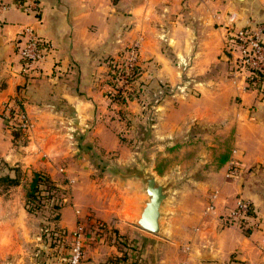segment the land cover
Segmentation results:
<instances>
[{
  "label": "crops",
  "instance_id": "1",
  "mask_svg": "<svg viewBox=\"0 0 264 264\" xmlns=\"http://www.w3.org/2000/svg\"><path fill=\"white\" fill-rule=\"evenodd\" d=\"M16 1L0 0L6 6L0 11V113L17 99L31 126L20 130L28 141L18 144L0 118V182L5 176L17 178L15 171L28 177L32 171H48L51 164L37 153L46 154L54 146L53 137H77L78 142L90 133L104 135L113 131L110 123L116 122V113L132 108L131 113L151 121L157 139H196L194 168L201 173L184 179L194 186L192 206L174 220L168 217L169 238L152 236L133 222L123 225L121 209H115L117 221L104 226L114 231L112 238L101 234L88 239L82 264H264V96L244 89L232 75L224 49L228 28L248 21L264 25V0H33L38 4L36 18L15 8ZM24 25L33 26L48 42L51 54L36 71L20 76L14 40ZM135 40L136 81L142 90L116 105L104 94L107 60ZM159 87L168 93L157 100ZM203 128L207 131L200 133ZM45 136L52 138L46 148ZM230 158L241 166L235 180L223 176ZM21 179L0 187V248L6 252L18 248L23 253L24 240L32 241ZM213 191L214 210L203 215ZM238 195L251 203L259 221L256 229L224 224ZM73 205L72 214L65 206L59 210L57 224L66 233L77 220ZM94 210L101 218L110 215ZM18 258L11 264H22Z\"/></svg>",
  "mask_w": 264,
  "mask_h": 264
},
{
  "label": "rangeland",
  "instance_id": "2",
  "mask_svg": "<svg viewBox=\"0 0 264 264\" xmlns=\"http://www.w3.org/2000/svg\"><path fill=\"white\" fill-rule=\"evenodd\" d=\"M137 78L132 83V88H135L138 93L136 97L142 90L140 83L136 81ZM154 93V98L158 100L163 98L168 90L159 87ZM155 103L153 102V104ZM127 110L114 115L117 120L110 123V127L114 124L113 131L104 135L96 136L90 133L82 136L81 139L79 137L77 142V137L64 136L61 138L56 137L55 132L49 133L50 136H55L53 137L55 142H52L54 146H51L46 154L40 152L37 153V156L42 160H47L51 167L48 171L38 170L35 172L48 178L52 185L47 181L40 184L36 197L28 202L27 206L25 191L28 180L34 171L30 173L29 177L22 176L20 171L13 173L17 178H22L23 208L29 216L27 223L31 231L27 236L32 241L24 240L21 249L23 253L19 252L18 248L9 249L7 252L0 248V256L7 254L4 259L0 258V264H11L20 256L21 258L18 259H21L22 264H64L67 233L63 232L57 223L60 217L59 210L65 206L72 214L70 209L72 204L76 208L74 209V214L77 216L75 225L78 222L84 224L87 234L86 241L91 237V239H96L101 234L110 240L114 231L111 228L107 230L104 226L108 224L112 227L117 221L115 209H121L120 215L123 217L120 218L123 219V225H126V222L135 224L139 205H135L134 200L141 198V202L146 198L142 192L145 174H151L156 182L164 187L167 194L160 207L161 231L151 235L162 238L171 236L170 225L167 224L168 217L172 216V220H174L177 213L183 208L187 209L192 206L190 189L194 186L188 181L184 183V179L199 177L201 173L198 168H194L197 147L193 140L196 139L188 135L184 138H169L164 142L153 136L152 129L149 127L151 121L148 118L139 117L138 113H131L132 108H127ZM111 111L115 113V109ZM107 112L109 114L108 110ZM154 116V114H147V117L153 120ZM27 120L28 127L23 130L31 126L30 120ZM96 122L94 126L97 124ZM45 125L50 128L54 127L53 124L46 123ZM193 130L195 129L193 128ZM87 131L91 132V129L88 128ZM206 131V128L199 129L200 133ZM11 132H14L17 137L18 144H25L28 141L19 130ZM51 139L48 136L43 138L44 148H46L45 143ZM198 139L204 140L200 137ZM76 143L79 146H76ZM192 148H194L193 151ZM137 178L139 179L137 180ZM132 179L136 184L130 183ZM6 185L8 186L1 180V189H4ZM94 208L99 212L103 209L110 215L106 218L102 217V219L100 213L96 215ZM133 211L136 212L134 217L132 216ZM81 215H83V220H79ZM96 224L99 230L95 227ZM124 235L119 234V237H124ZM3 239L4 236H0V247L4 242ZM84 249L85 245L81 264L84 260Z\"/></svg>",
  "mask_w": 264,
  "mask_h": 264
},
{
  "label": "built area",
  "instance_id": "3",
  "mask_svg": "<svg viewBox=\"0 0 264 264\" xmlns=\"http://www.w3.org/2000/svg\"><path fill=\"white\" fill-rule=\"evenodd\" d=\"M14 7L25 12L29 16L37 17L38 4L33 0H19L13 3ZM6 8L0 4V11ZM264 25L256 21H248L235 28H228L224 43V49L228 53V61L231 65V73L241 80L244 89L254 91L264 96ZM139 42L137 40L127 44L122 52L112 63L116 66L115 83L108 87L107 93H119L125 95L131 90L134 81L135 70L139 68ZM14 53L17 57L18 74L20 76L35 71L51 54V46L37 34L33 26L24 25L14 40ZM0 118H7L10 125L20 129L28 127V120L22 107L14 100L2 109ZM235 153V150L232 151ZM241 166L235 158H230L224 170L226 180H235L240 174ZM216 192L208 197V203L203 209V215L211 214L214 210ZM77 212V211H76ZM224 224H233L239 228L253 230L259 225L249 200L236 196L233 207L224 216ZM99 225V224H98ZM84 224L78 222L74 228L66 234L67 250L64 264H81L83 247L87 234ZM97 228V224L95 225ZM99 230V228H97ZM183 264V263H182Z\"/></svg>",
  "mask_w": 264,
  "mask_h": 264
},
{
  "label": "water",
  "instance_id": "4",
  "mask_svg": "<svg viewBox=\"0 0 264 264\" xmlns=\"http://www.w3.org/2000/svg\"><path fill=\"white\" fill-rule=\"evenodd\" d=\"M143 183L142 192L146 198L139 203L134 222L140 229L155 235L161 231L160 207L167 194L164 187L158 184L151 174L144 175Z\"/></svg>",
  "mask_w": 264,
  "mask_h": 264
},
{
  "label": "trees",
  "instance_id": "5",
  "mask_svg": "<svg viewBox=\"0 0 264 264\" xmlns=\"http://www.w3.org/2000/svg\"><path fill=\"white\" fill-rule=\"evenodd\" d=\"M112 58H109L107 61V86L108 87H113L114 83H115V76H116V66L115 64H113ZM36 71V70H35ZM27 75V74H25ZM139 75V68H137L135 70V74H134V78L136 79ZM105 96L107 97V99L112 102V103H116L117 105H124L127 101L134 99L137 96V91L135 90V88H131V90L129 92H127L124 96L120 95L119 93H107V90L104 92ZM14 101L17 103L18 106L22 107L21 103L17 100L14 99ZM4 124L9 127L12 131H17V130H21L18 126H10L9 124V120L7 118H3L2 119ZM14 134V132H12ZM15 136V134H14ZM2 181H4L6 184L8 185H15L17 183V178H9L8 176H5L3 178H1ZM44 181H47L49 183L48 178H45V176H43L42 174L38 173V172H32L31 177L28 180L27 183V189L25 191V198H26V206L28 204V202H31V200H33L36 197V193L38 192V186L40 184H42ZM50 185L51 182L49 183ZM30 200V201H29ZM30 210V209H29Z\"/></svg>",
  "mask_w": 264,
  "mask_h": 264
}]
</instances>
